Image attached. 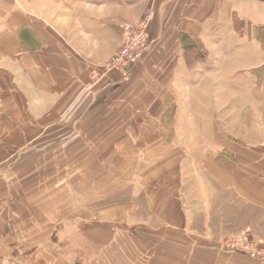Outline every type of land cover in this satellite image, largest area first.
<instances>
[{
	"label": "rangeland",
	"instance_id": "rangeland-1",
	"mask_svg": "<svg viewBox=\"0 0 264 264\" xmlns=\"http://www.w3.org/2000/svg\"><path fill=\"white\" fill-rule=\"evenodd\" d=\"M159 1L142 11L152 12L142 55L159 28ZM200 1L161 2L169 11L163 53L181 57L180 64L173 74L152 70L149 82H136L132 107L105 104L98 113L103 122L83 125L103 132L102 138L2 143L0 229L7 234L8 264H53L60 256L67 260L63 264H176L175 238L171 232L163 236V221L145 202L146 191L154 193L159 185L178 194L191 213L183 242L202 247L215 240L232 253L222 239L242 233L234 230L239 215L228 207L239 199L234 186L264 180V10L246 13L242 23L248 46L259 45L262 54L244 66L236 54L244 44L222 11L214 32L202 27L194 40L183 33L191 31L190 25L183 29L184 21ZM225 66L230 76L221 75ZM106 77L89 74L94 83ZM147 137L154 139L143 141ZM79 214L87 235L77 229Z\"/></svg>",
	"mask_w": 264,
	"mask_h": 264
},
{
	"label": "crops",
	"instance_id": "crops-1",
	"mask_svg": "<svg viewBox=\"0 0 264 264\" xmlns=\"http://www.w3.org/2000/svg\"><path fill=\"white\" fill-rule=\"evenodd\" d=\"M170 1L173 0H161L164 3ZM220 1H223V8H217ZM149 2L151 0H0V155L2 143L12 139L102 138L103 132L97 128L84 130L82 127L103 122L105 118L98 113L105 104L119 107L118 101L125 102L128 109L132 107L130 93L133 97L136 82H149L152 70L160 76L176 72L181 57L163 53L168 44L169 11L159 1L161 19L155 21L159 28L153 29L150 45L135 64L129 80L119 82L121 77L117 73H110L96 83L89 78L95 65L107 62L116 53L126 28L139 20ZM178 2L180 0H175V4ZM263 10L264 3L259 0H201L191 8L190 20L184 21L183 29L190 25L191 31L183 30V33L194 40L196 36L200 37L202 27L208 28V34L214 32L221 23L217 13L222 11L224 19L233 20L230 29L234 26L236 30L232 31L238 33L240 43L244 44L236 53L245 61L240 65L249 66L259 62L262 54L259 45L248 46L247 39L242 36V23L248 19L246 13ZM6 12H10V16L2 15ZM220 73L224 77L231 75L226 66ZM119 91L125 95L120 96ZM105 94L106 99L103 98ZM88 110L95 111L89 113ZM126 138L133 139L129 134ZM1 164L0 171L3 170ZM257 181H237L234 187L239 207L235 205L236 200L227 206L234 216L239 215L240 223L234 230L251 232L264 240V180ZM159 186L160 190L154 193L151 189L146 191L145 202L147 210L163 221V236L171 232L170 236L175 238L171 248L179 253L176 264H263L241 254L223 251L215 240L202 247L183 242L181 235L191 213L178 194H169L167 186ZM228 213L226 211V216ZM82 217L79 214L77 229L87 235ZM95 236H98L97 232ZM6 238V232L0 229V264H8ZM66 262L60 256L53 264Z\"/></svg>",
	"mask_w": 264,
	"mask_h": 264
},
{
	"label": "built area",
	"instance_id": "built-area-1",
	"mask_svg": "<svg viewBox=\"0 0 264 264\" xmlns=\"http://www.w3.org/2000/svg\"><path fill=\"white\" fill-rule=\"evenodd\" d=\"M152 12L145 9L139 22L126 28L122 44L116 53L105 63L90 71L92 79L98 80L110 73H117L123 81L130 78L135 64L147 46V28L150 25ZM222 246L229 252H239L264 264V241L255 239L247 233H238L222 239Z\"/></svg>",
	"mask_w": 264,
	"mask_h": 264
}]
</instances>
